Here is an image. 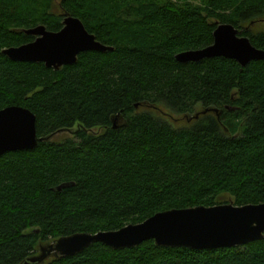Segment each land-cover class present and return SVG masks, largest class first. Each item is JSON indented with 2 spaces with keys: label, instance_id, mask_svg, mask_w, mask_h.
Returning a JSON list of instances; mask_svg holds the SVG:
<instances>
[{
  "label": "trees",
  "instance_id": "obj_1",
  "mask_svg": "<svg viewBox=\"0 0 264 264\" xmlns=\"http://www.w3.org/2000/svg\"><path fill=\"white\" fill-rule=\"evenodd\" d=\"M52 4L0 0V109H29L38 137L77 126L74 138L0 157V264L62 236L214 206L222 195L264 203V60L175 59L209 46L219 23L264 50V29L245 30L264 18V0H61L63 14L114 50L81 53L58 70L5 56L34 40L27 29L62 28ZM170 113L187 124L174 127ZM64 183L73 185L56 190ZM45 264H264V238L212 250L94 243Z\"/></svg>",
  "mask_w": 264,
  "mask_h": 264
},
{
  "label": "water",
  "instance_id": "obj_2",
  "mask_svg": "<svg viewBox=\"0 0 264 264\" xmlns=\"http://www.w3.org/2000/svg\"><path fill=\"white\" fill-rule=\"evenodd\" d=\"M25 34L35 37L34 40L6 48L2 53L12 61L43 63L54 70L75 64L81 53L114 50L96 40L80 19L66 13L59 31H49L45 26L38 25L25 30ZM216 57L232 59L245 66L254 60H264V50L253 46L249 38L240 36V31L232 24L219 23L209 46L181 52L175 59L188 63ZM213 111L217 113V110ZM35 122L34 114L27 108L7 106L0 109V157L8 152L32 150L38 142L50 140V137H38ZM71 185L73 183H64L56 190ZM263 238L264 203L237 206L230 202L210 207L166 210L141 223L129 224L114 231L62 236L39 244L38 252L20 264H45L50 258L74 256L94 243L120 250L152 240L160 247L212 250L242 246Z\"/></svg>",
  "mask_w": 264,
  "mask_h": 264
},
{
  "label": "rangeland",
  "instance_id": "obj_3",
  "mask_svg": "<svg viewBox=\"0 0 264 264\" xmlns=\"http://www.w3.org/2000/svg\"><path fill=\"white\" fill-rule=\"evenodd\" d=\"M60 1L61 0H53V4H52L51 11L56 13L57 15L63 14V11L60 8ZM195 2L198 3V1H195ZM259 25H261V24H259ZM166 112H168V111H166ZM166 118H167L168 122H170L174 127H178L179 125L184 126L187 124L186 120L183 119V117L181 115L170 113V114H168V116ZM76 130H77V126L73 127L72 129H69V130L59 131L53 135V137L50 139V141L60 143V142H63L64 140H66L68 138H74ZM92 132L93 133H99V132H101V129L96 128V129L92 130ZM230 202L233 203L232 198L230 196L222 195L220 198L219 204H226V203H230Z\"/></svg>",
  "mask_w": 264,
  "mask_h": 264
},
{
  "label": "flooded vegetation",
  "instance_id": "obj_4",
  "mask_svg": "<svg viewBox=\"0 0 264 264\" xmlns=\"http://www.w3.org/2000/svg\"><path fill=\"white\" fill-rule=\"evenodd\" d=\"M259 24H261V25H259ZM264 18H261V19H259V20H255V21H251L250 23H249V26L245 29V30H249V31H257V30H261V29H264ZM239 31H240V36H241V30L240 29H238Z\"/></svg>",
  "mask_w": 264,
  "mask_h": 264
}]
</instances>
